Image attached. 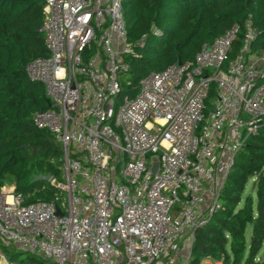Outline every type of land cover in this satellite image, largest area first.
Listing matches in <instances>:
<instances>
[{
  "label": "built area",
  "instance_id": "obj_1",
  "mask_svg": "<svg viewBox=\"0 0 264 264\" xmlns=\"http://www.w3.org/2000/svg\"><path fill=\"white\" fill-rule=\"evenodd\" d=\"M124 9V0H44L48 55L27 74L49 98L33 122L60 144L65 182L52 176L50 200L1 187L0 246L46 264H191L197 230L264 127V51L251 50V19L234 60L237 25L191 60L128 81L132 95L119 103L134 53Z\"/></svg>",
  "mask_w": 264,
  "mask_h": 264
},
{
  "label": "trees",
  "instance_id": "obj_2",
  "mask_svg": "<svg viewBox=\"0 0 264 264\" xmlns=\"http://www.w3.org/2000/svg\"><path fill=\"white\" fill-rule=\"evenodd\" d=\"M124 2L129 41L134 45V53L126 57L133 85L150 72L191 60L204 44L237 25L241 31L229 55L234 60L249 19L256 32L251 50L264 51V0ZM43 5L44 0H0V188L13 181L16 191L33 194L28 201L50 200L57 192L51 182L35 181L36 175L50 173L58 180L62 175L60 144L33 122L36 111L49 107V98L44 85L27 74L29 62L48 55L41 31ZM124 77L121 81L127 89ZM251 180L258 191L244 199ZM221 198V208L196 232L191 264L206 258L225 264H260L256 257L264 245V127L247 140ZM249 225L253 233L248 245ZM0 247L4 253L11 251ZM32 261L46 264L36 257Z\"/></svg>",
  "mask_w": 264,
  "mask_h": 264
},
{
  "label": "rangeland",
  "instance_id": "obj_3",
  "mask_svg": "<svg viewBox=\"0 0 264 264\" xmlns=\"http://www.w3.org/2000/svg\"><path fill=\"white\" fill-rule=\"evenodd\" d=\"M247 55V54H246ZM126 80V84L128 81H132L133 78V74L128 73L125 77ZM128 85V84H127ZM135 85H138V83H136ZM132 86H129L127 89H124V94H121L118 102L121 103L122 100L124 99L125 95H132L130 94V90H131ZM62 182H65V179L62 178V175L59 179ZM5 186L7 187H12L14 186V182H10L7 181V183L5 184ZM258 191V187L253 186V181H249L247 188H246V193L244 194V199L246 198L247 194L248 195H256V192ZM224 200L221 198L220 199V204H223ZM252 233H253V227L252 225H249L247 227V231H246V238H247V243L248 245L251 242L252 239ZM11 251L4 253L3 250H0V264H6L7 261H17V262H28V261H32V259L34 258V256L30 255V254H26L23 253L22 250L19 249H14V248H9ZM249 254V249L247 248L246 254H245V258L248 256ZM4 255V256H3ZM13 255H15L13 257ZM256 260L260 263V264H264V245L262 247V249L259 251V253L257 254ZM215 262H219V260H214V259H210V258H206L204 260L201 261V263L199 264H214ZM244 264V262H243Z\"/></svg>",
  "mask_w": 264,
  "mask_h": 264
},
{
  "label": "water",
  "instance_id": "obj_4",
  "mask_svg": "<svg viewBox=\"0 0 264 264\" xmlns=\"http://www.w3.org/2000/svg\"><path fill=\"white\" fill-rule=\"evenodd\" d=\"M181 63V61L179 62ZM158 164H156L154 166V171L157 170ZM52 178V174H39L35 176V181H39V180H44V181H50V179ZM59 214L61 215V212L59 211Z\"/></svg>",
  "mask_w": 264,
  "mask_h": 264
}]
</instances>
